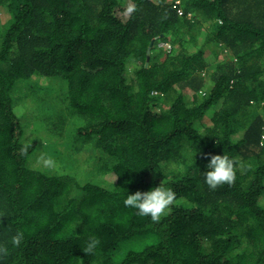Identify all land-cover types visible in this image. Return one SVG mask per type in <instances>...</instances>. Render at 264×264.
<instances>
[{
    "label": "trees",
    "instance_id": "obj_1",
    "mask_svg": "<svg viewBox=\"0 0 264 264\" xmlns=\"http://www.w3.org/2000/svg\"><path fill=\"white\" fill-rule=\"evenodd\" d=\"M0 10V264H264V120L252 103L264 99V0ZM17 108L33 110L29 124ZM53 128L56 155L42 140ZM223 152L236 178L211 189L205 166ZM93 162L117 175L112 188L84 180ZM160 182L177 202L159 222L124 206Z\"/></svg>",
    "mask_w": 264,
    "mask_h": 264
},
{
    "label": "clouds",
    "instance_id": "obj_2",
    "mask_svg": "<svg viewBox=\"0 0 264 264\" xmlns=\"http://www.w3.org/2000/svg\"><path fill=\"white\" fill-rule=\"evenodd\" d=\"M128 10L131 12L133 7L130 6ZM252 103L257 106L258 113L264 120V99H261L259 102L253 100ZM259 141L264 145V133L261 134ZM22 151L26 152L27 146H24ZM40 159L47 168H54L56 166L55 160L51 157L42 155ZM238 166V162L224 154V152L223 154L211 155L205 166L204 182L211 189H216L218 186L224 184L230 185L235 181ZM176 202V192L161 182L147 191L136 190L127 193L123 199L125 207L137 210L140 216L150 217L152 222H159L169 207ZM15 240L19 242V237H16ZM98 243V238L90 237L84 251L86 253L92 252Z\"/></svg>",
    "mask_w": 264,
    "mask_h": 264
},
{
    "label": "rangeland",
    "instance_id": "obj_3",
    "mask_svg": "<svg viewBox=\"0 0 264 264\" xmlns=\"http://www.w3.org/2000/svg\"><path fill=\"white\" fill-rule=\"evenodd\" d=\"M9 18H10V15L7 12H5L3 10H0V43L2 42V39H3L2 37L4 36L5 29L7 27L5 22ZM160 45L162 46L163 44H160ZM206 57L210 61L214 60V56L212 55L211 52H208ZM24 89H25L24 87H20L19 90H18L19 94H21V92ZM186 93H187V96H188L187 102L189 103V100L192 98L193 92H192L191 89H187ZM26 100L29 101V98H27ZM19 104L23 105L24 103L19 100ZM28 104L31 105L32 103H28ZM24 105H26V104H24ZM32 111L33 110L30 109V108L26 109V110H18V108H17V113L21 116V119H22V121L25 124H29L32 121V119H31V117H33L32 116ZM29 132H31V131H29ZM59 133H60L59 131H54V128H53L52 130L50 129V132H49L50 135L49 136L42 138V140L48 142V144H46V146H45L47 153L56 155L57 151L54 153L53 149H54V147L55 148H57V147L51 141L53 140V135L56 134V136L58 137ZM34 135H39L36 130H34ZM45 135H43V136H45ZM98 167L99 166H97L96 162L88 164L85 167L86 170L84 171V180L86 181L89 178H94L95 177V181L94 182H96L98 184H101V185H103L105 187L112 188V186L117 181V175L111 170L101 171ZM178 167L179 168H183V167H180V166H178ZM74 170H75V166H72L69 170H67L68 174L76 176L75 173H74ZM81 178H83V177H81ZM260 199H261V203L264 204V193L262 194Z\"/></svg>",
    "mask_w": 264,
    "mask_h": 264
},
{
    "label": "built area",
    "instance_id": "obj_4",
    "mask_svg": "<svg viewBox=\"0 0 264 264\" xmlns=\"http://www.w3.org/2000/svg\"><path fill=\"white\" fill-rule=\"evenodd\" d=\"M179 3H175V6L177 7ZM178 11L181 12V8L178 7Z\"/></svg>",
    "mask_w": 264,
    "mask_h": 264
}]
</instances>
